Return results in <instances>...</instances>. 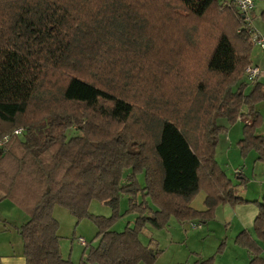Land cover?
Masks as SVG:
<instances>
[{
  "label": "trees",
  "instance_id": "1",
  "mask_svg": "<svg viewBox=\"0 0 264 264\" xmlns=\"http://www.w3.org/2000/svg\"><path fill=\"white\" fill-rule=\"evenodd\" d=\"M58 1L61 6L56 0L51 6L0 0V201L9 200L28 215L14 227L25 264H74L59 250L55 205L95 224L96 245L83 240L86 250L78 264H154L159 252L139 237L146 225L161 229L170 219L204 223L216 206L249 202L235 193L214 153L224 129L217 119L234 122L245 106L249 119L237 145L244 156L253 151L264 163V135L256 132L261 115L253 105L255 98L264 97V85L244 74L247 66H256L251 64V50L258 46L251 24L255 2L243 12L233 0H179L182 15L197 21L215 5L226 7L223 23L187 30L183 39L192 44L188 51H202L207 72L217 79L213 88H205L207 94L201 91L203 104L190 112L198 115L193 111L202 107L201 129L191 144L164 114V100L160 107H147L150 98H137L129 87L132 72L122 60L129 63L145 35L148 16L141 8L149 0H91L94 14L74 26L68 23L67 3L72 1ZM260 17L264 19V10ZM194 61L185 58L183 65ZM245 80L253 86L247 94ZM138 173L144 185H139ZM242 179L245 184L247 178ZM199 191L205 195L203 210L189 205ZM139 192L142 200L137 202ZM122 195L136 218L134 226L118 232L111 226ZM93 199L109 204L113 214L89 213ZM253 202L259 243L246 229L234 243L246 250L248 264H264V196ZM212 258L195 264H212Z\"/></svg>",
  "mask_w": 264,
  "mask_h": 264
},
{
  "label": "rangeland",
  "instance_id": "2",
  "mask_svg": "<svg viewBox=\"0 0 264 264\" xmlns=\"http://www.w3.org/2000/svg\"><path fill=\"white\" fill-rule=\"evenodd\" d=\"M21 1L25 4L42 2L46 6L47 4L51 6L52 2V0ZM71 1L67 3L70 18L69 26H74L80 20H85L94 14L92 12L95 10V5L91 0ZM147 2L148 5L141 8V14L144 17L145 15L148 16V20H146L148 27L145 30V35L136 45V53L129 58V63H126V59L122 60L124 66L130 68L132 72L129 79L132 86L129 87L133 88L137 98H142L144 101L150 98L148 101H152V104H146L147 107H151L153 104L160 107V101L164 100V114L167 117H172L178 123L181 130L189 138L190 143L193 144L197 137L196 134H199L201 129L198 124V115L201 117L200 110L202 107L199 111H193L194 114L198 113V115H192L190 112L194 108L197 109L198 104H203L201 91L207 94L205 88H213V85L217 84V79L207 72L204 59H201L202 51L199 49L198 51H188L192 44L184 43L183 39L189 36L185 33L187 30L206 27L209 23H217L216 26L223 23L221 18L226 12L223 11L226 7L215 5L209 9L201 21H197L188 13L185 14L186 16L182 15L185 11L180 7L179 0H168L169 3L162 0L153 3L151 0ZM254 2L258 8V3L264 2V0H254ZM56 3L58 6L62 5V2L58 0ZM161 15L167 16L161 18ZM255 18L259 22H264V19L257 13ZM259 22H255V24L257 25ZM258 35L264 37V33H258ZM251 52V58L254 56L256 60L264 64V50L254 45ZM185 58H196L198 62L194 61V65L185 67L183 65ZM258 69L260 73L257 79L262 78L261 81L264 82V65ZM199 82L202 83L199 84ZM245 83L247 85L244 88V93L247 94L253 86L246 80ZM200 85L202 88L199 87ZM131 94L128 93L129 96H132ZM253 105L254 109L259 111L261 115L259 118L261 121L256 126V132L264 135V97L255 98ZM241 112L243 113L242 118L238 117L231 123H228L225 118L217 119V123L222 124L224 129L219 133L214 156L219 167L235 185V193L242 198L243 191H247L243 197L247 200L253 199L252 196L255 190L260 189V183L264 181V176H261L257 169L254 171L252 167L251 156L255 153L251 151L250 156H244L239 151L237 143L242 137L246 118L249 119L246 116L247 108L245 106ZM32 113L33 111L29 110V114ZM70 135L72 132L68 131L67 136ZM200 145L204 146L202 143ZM240 171L247 177L245 184L241 182L242 175L236 174ZM136 179L139 185H144L142 173L136 174ZM204 197L203 191H199L189 202V205L196 210L205 209ZM141 200L142 195L139 192L137 202ZM226 205L216 206L211 220L204 223L191 221L181 224L170 219L167 226L161 229L146 225L139 237L144 243L151 241L150 246L159 252L154 264H193L198 259H206L210 256H213L212 264H247L246 251L235 244L234 239L236 233L241 229V223L249 225L246 228L252 231L255 214H248V210L254 212L256 210L257 212V204L253 202L238 203L234 205V213H231L229 205ZM128 207V197L122 195L117 208L118 216L111 226L112 230L120 232L128 226H134L136 213L128 210ZM88 212L93 215L110 217L113 214V209L109 204L93 199L89 202ZM52 213L58 223L57 235L59 236L58 246L61 256L74 264H78L80 259L84 257L86 250L84 244L80 242V238L86 243L96 245V241H92L96 232L95 224L88 217L75 218L66 207L60 205L53 206ZM235 213H238V216ZM27 219L26 212L11 201L4 200L0 203V226L6 225L13 234L17 257L21 256L22 241L14 227L21 225ZM8 234L10 233L6 235ZM221 244L222 251L218 250Z\"/></svg>",
  "mask_w": 264,
  "mask_h": 264
},
{
  "label": "crops",
  "instance_id": "3",
  "mask_svg": "<svg viewBox=\"0 0 264 264\" xmlns=\"http://www.w3.org/2000/svg\"><path fill=\"white\" fill-rule=\"evenodd\" d=\"M262 10H264V2L258 3V8H256V5H255L254 6V10L252 12V15L253 16H252V19H251V24L256 29V33L257 34L258 33L259 34L260 33L261 34L264 33V22H259L255 18L256 13L258 15H260V12ZM255 22H259V24L256 25ZM251 64L256 65L257 67H261L262 65H264V64H261L260 61L256 60L254 56L251 58ZM257 80L259 82H261L262 85H264V82L261 81L262 78L257 79ZM248 155L250 156L251 155V152ZM255 157H256L255 155H252L251 156L252 167H253L254 171H255V169H257L259 171L260 175L261 176H264V163H261V162L257 161L255 159ZM240 173L243 175V172L240 171ZM243 176H245V175H243ZM259 178H262V177L259 176ZM241 182H243V179H242ZM261 182L262 183H260V189L255 190V193L252 196L253 199H247L249 202H243V203H250V202H253L254 200H259V199H261L262 196H264V187H262V186H264V181H261ZM246 193H247V191L244 190L243 191L242 198L245 196ZM3 201L4 200L0 201V203L3 202ZM253 203H255V202H253ZM229 207L231 209V213H234L235 207L234 206H231V205H229ZM257 210H258V207H257ZM250 213H253V214L256 215L257 212H256V210H255V212L252 211V210H248V214H250ZM235 214H237V216H238V213H235ZM240 226H241L240 227L241 229H239L238 232H240L243 229H246L254 237V239L259 243V240L257 239V237L254 234L253 227H252V231H250L248 228H246V226H249V225H246V223H241ZM7 233H10V234L6 235ZM16 255L17 254H16V251L14 249L13 234H11V232L6 227V225L3 224L2 226H0V264H25V260H24L25 258H24L23 253L21 252V256H19V257H17ZM247 256H248V254H247ZM261 256L264 257V253H262ZM195 262L193 264H195ZM248 262H249V256H248Z\"/></svg>",
  "mask_w": 264,
  "mask_h": 264
},
{
  "label": "built area",
  "instance_id": "4",
  "mask_svg": "<svg viewBox=\"0 0 264 264\" xmlns=\"http://www.w3.org/2000/svg\"><path fill=\"white\" fill-rule=\"evenodd\" d=\"M238 8L243 11L247 12L250 11L251 8H253V0H233ZM255 43L262 49H264V37H260L259 35H256ZM259 69L256 66H247L245 68L244 74L247 79L253 80L257 78L259 75ZM20 130H15V133H19ZM80 242L83 244V239H80Z\"/></svg>",
  "mask_w": 264,
  "mask_h": 264
}]
</instances>
